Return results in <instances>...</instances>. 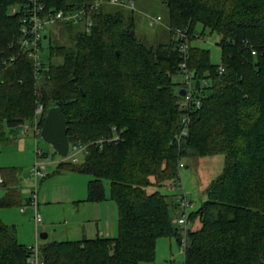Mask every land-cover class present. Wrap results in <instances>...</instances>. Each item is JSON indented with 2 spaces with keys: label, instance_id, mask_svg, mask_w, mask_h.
I'll list each match as a JSON object with an SVG mask.
<instances>
[{
  "label": "trees",
  "instance_id": "16d2710c",
  "mask_svg": "<svg viewBox=\"0 0 264 264\" xmlns=\"http://www.w3.org/2000/svg\"><path fill=\"white\" fill-rule=\"evenodd\" d=\"M39 1L44 16H63L55 23L69 44L50 38L36 71L18 43L19 14L10 13L14 6L22 11L26 1L0 0V123L13 135L33 122L42 104L41 128L47 109L57 104L69 145L110 137L113 128L122 131L118 143L93 144L80 163L60 161L56 167V173L92 177L88 202L105 201L103 181L109 182L117 235L44 243V264H147L159 238L182 246L183 231L174 222L177 197L147 189L177 188L183 158L216 155L224 157V166L189 214V223L199 227L186 231L183 264H264V0H164L170 39L151 47L135 36L132 17L107 9L112 0ZM79 11L85 12L82 21L66 19ZM197 25L220 37V65L210 62L207 50L190 45L198 38ZM177 29L186 33L184 41L171 38ZM181 42L188 45L184 60ZM183 61L202 83L194 97L198 107L183 105L184 83L176 89L173 82L184 76ZM183 118L187 134L180 137ZM11 175L0 169V187L8 189L1 206L16 198ZM29 257L14 226L0 219V264H28Z\"/></svg>",
  "mask_w": 264,
  "mask_h": 264
},
{
  "label": "rangeland",
  "instance_id": "374dc122",
  "mask_svg": "<svg viewBox=\"0 0 264 264\" xmlns=\"http://www.w3.org/2000/svg\"><path fill=\"white\" fill-rule=\"evenodd\" d=\"M117 2L127 5L130 0H117ZM133 4V9L118 4L111 5L107 9L110 11L121 9L125 16L132 17L135 36L147 47L167 43L170 38L166 26L167 10L164 0H133ZM149 17H160L161 21L149 26ZM42 32L43 36L48 38L42 40L44 51L39 52L40 58H45L50 38L62 44H69L66 33L58 23L45 25ZM195 32L198 38L192 40L190 45L207 50L210 62L213 65H220V50L216 45L220 37L216 33L210 34L208 30L202 31L200 25L196 26ZM171 38L175 37L171 35ZM173 82L177 89L184 83V76H175ZM0 132L4 133L5 138L0 142V169H6L7 173L11 172V176L16 180L10 188L15 191L16 198L12 199L13 204L8 207L0 205V219L4 224L14 226L16 240L19 244L31 247L35 244L41 246L50 242L94 238L100 235L102 221H105L106 216L112 228L109 236L117 235V208L109 200L108 181H103L107 199L102 202H88L86 200L87 185L92 177L70 171L56 173V167L61 157L57 155L51 145L42 140L40 135L34 137L31 130L25 133L23 128L11 135L3 123H0ZM37 151L47 153L49 158L38 159L39 163L45 165L42 171L45 176L38 179L37 209L41 222L35 232L34 212L29 200L34 187L30 173L36 160ZM181 163L184 166L179 171V177L188 201L193 205V209L190 210L192 212L198 209L205 199L204 192L211 181L222 172L224 157L222 155L187 156L181 160ZM7 169L10 171L8 172ZM155 190L173 199L180 195V191L174 187V184L156 189L149 187L147 193H152ZM7 193V188L0 187V202ZM198 227L197 222H188L186 225L187 230ZM40 234H46L47 239L41 240ZM183 261V245L179 246L174 238L161 237L156 241L154 261L147 264H183Z\"/></svg>",
  "mask_w": 264,
  "mask_h": 264
},
{
  "label": "built area",
  "instance_id": "2783aa9c",
  "mask_svg": "<svg viewBox=\"0 0 264 264\" xmlns=\"http://www.w3.org/2000/svg\"><path fill=\"white\" fill-rule=\"evenodd\" d=\"M26 3L22 8V11L19 9L18 6H14L10 9L11 14H19V19L21 23L20 28V37L18 40V43L20 45V48L28 53V56L33 60L35 70L37 71L39 65H40V56H39V48H40V42L41 40L46 37L43 36V27L45 25H53L56 21L63 19V16L60 13L51 14V15H43V7L39 0H25ZM111 3L118 4L119 6H128L130 9H133L134 4L133 0H130L129 4H124L122 2H117L115 0H112ZM85 16L84 11H79L69 17H66L67 20L72 21V23L77 24L78 22L82 21V19ZM161 19L160 17H149L148 24L149 26H153L157 23H160ZM92 26V23L87 20L85 22V31L89 32L90 28ZM175 38L181 40L186 39V33L182 30H175L174 33ZM188 45L184 42H181L178 51L182 55L183 60L185 57V53L187 51ZM252 55H255V52H252ZM5 64V63H4ZM180 68L184 71V87L182 89L185 90V95L182 100L183 105H193L198 107L199 101L195 97L196 93V87L195 82L196 80L193 79V76L191 73L186 71L185 69V62L183 61L180 64ZM202 83L199 82V87L201 88ZM35 116L33 119V122L31 124H25L23 125L24 132L31 130L32 134L37 137L40 135V130L38 126L39 119L44 114V108L42 104H38L35 109ZM182 129L180 132V137L187 134L186 124L187 119H182ZM112 135L110 137H103L95 142H87V143H77L73 145H69L68 152L65 157H61L60 161H66L78 164L81 162L84 155L87 153L88 147L95 144L99 147H103L105 144H116L120 141V134L122 131H117L115 128L112 129ZM40 153L39 151L36 152V160L35 163L31 169L30 176L34 180V187L32 191L31 198L29 200V204L33 209V220L34 224L37 227L38 224L41 222V217L38 214L37 209V184L38 179L43 178L45 175L42 173L44 170V164L38 162L37 154ZM179 167L182 168L183 164L179 163ZM2 184V178L0 176V185ZM176 185L178 186L177 189L181 190V194L175 199V202L178 205V216L175 219V223L182 229L183 231V238H182V245L184 246L186 243V225L188 224V217L190 214V210L193 209V205L190 201H188V198L186 197V194L184 192L182 182L181 180H178ZM40 247L35 244L34 246L29 247L30 251V257L28 259V264H44L43 259L40 257L39 250Z\"/></svg>",
  "mask_w": 264,
  "mask_h": 264
},
{
  "label": "water",
  "instance_id": "95a60500",
  "mask_svg": "<svg viewBox=\"0 0 264 264\" xmlns=\"http://www.w3.org/2000/svg\"><path fill=\"white\" fill-rule=\"evenodd\" d=\"M130 36L133 37V31L130 32ZM46 39V37H44ZM196 89H199V81L195 82ZM179 95L184 97L185 90L181 89ZM40 137L42 140L51 145L54 151L60 157H65L68 152L69 142L66 136V121L64 115L61 113L59 106L56 104L50 106L44 118L42 128L40 130ZM41 240H46V234H40Z\"/></svg>",
  "mask_w": 264,
  "mask_h": 264
},
{
  "label": "crops",
  "instance_id": "0c3cea01",
  "mask_svg": "<svg viewBox=\"0 0 264 264\" xmlns=\"http://www.w3.org/2000/svg\"><path fill=\"white\" fill-rule=\"evenodd\" d=\"M28 132V131H27ZM26 132V133H27ZM35 137V136H34ZM31 177V176H30ZM32 178V177H31ZM33 180V179H32ZM33 184H34V180H33ZM21 201V200H20ZM93 222L95 223V220H93ZM34 227H35V232H36V229L37 227L35 226L34 224ZM98 227V226H97ZM110 230H112V228L110 227V221L108 220V217L106 216L105 218V221L103 222L102 221V226H101V232H100V237H110ZM105 233V234H104ZM97 237V236H96ZM95 238V237H94ZM92 239V238H90ZM37 240V238H36Z\"/></svg>",
  "mask_w": 264,
  "mask_h": 264
},
{
  "label": "clouds",
  "instance_id": "9594fccd",
  "mask_svg": "<svg viewBox=\"0 0 264 264\" xmlns=\"http://www.w3.org/2000/svg\"><path fill=\"white\" fill-rule=\"evenodd\" d=\"M42 128V127H41Z\"/></svg>",
  "mask_w": 264,
  "mask_h": 264
}]
</instances>
